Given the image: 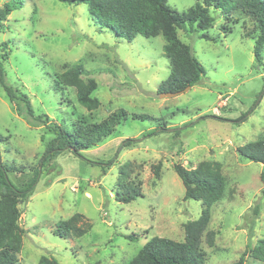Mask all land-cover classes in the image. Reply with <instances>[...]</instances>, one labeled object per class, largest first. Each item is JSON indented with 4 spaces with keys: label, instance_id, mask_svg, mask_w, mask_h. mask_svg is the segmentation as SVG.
<instances>
[{
    "label": "rangeland",
    "instance_id": "rangeland-1",
    "mask_svg": "<svg viewBox=\"0 0 264 264\" xmlns=\"http://www.w3.org/2000/svg\"><path fill=\"white\" fill-rule=\"evenodd\" d=\"M198 1L169 4L185 12ZM210 12L215 21L208 31L179 30L206 75L173 97L160 90L170 74L162 35L128 40L98 24L87 4L69 0H24L4 21L0 54L8 53L7 78L37 113L66 128L100 122L120 109L128 113L102 142L81 155L66 150L41 168L35 188L19 204L25 234L16 264H38L43 255L60 264H126L154 236L183 241L186 223L200 217L203 202L184 199L175 164L194 168L204 160L217 162L226 179L207 227L216 232L214 245L203 235L206 264H233L264 238V163L239 151L264 139V48L261 62L254 54L260 31L240 11ZM203 33L211 38H201ZM79 62L86 69L83 78L98 83L94 96L101 105L95 110L78 102L73 87L55 89L56 76ZM0 133L7 137L0 141L3 160L17 168L11 179L24 186L55 134L42 124L29 125L1 84ZM124 164L126 181L142 189L128 203L116 200ZM76 213L85 216L82 227L91 228L79 237H61L57 223ZM244 264L264 262L249 252Z\"/></svg>",
    "mask_w": 264,
    "mask_h": 264
},
{
    "label": "trees",
    "instance_id": "trees-1",
    "mask_svg": "<svg viewBox=\"0 0 264 264\" xmlns=\"http://www.w3.org/2000/svg\"><path fill=\"white\" fill-rule=\"evenodd\" d=\"M69 1L87 4L91 15L98 24L128 40H133L138 35L145 37L162 35L166 41L164 53L170 62V74L160 85V90L165 92H178L187 86H195L201 83L203 76L206 75L205 66L196 57L192 45L180 38L179 30L190 27L197 31H208L215 21L210 12L211 7L223 11H240L257 23L260 35L256 39L254 54L257 61H262L264 0H199L194 7L185 12H179L173 8L169 4V0ZM23 6L24 0H9L0 6V28L3 27L4 21L14 10ZM201 38L210 39L211 37L203 33ZM6 46H8V41L3 42V47ZM7 54L6 52L0 54V84L10 102L29 125L39 126L42 124L47 127L49 132L55 134L41 158L40 167L38 166L35 175L24 186L17 185L11 179L10 173L17 171V168L7 165L0 151V264H16L23 248L25 234V229L20 224L19 204L25 201L35 188L41 168L66 150L81 155L82 150L102 142L114 132L121 121L128 117V113L125 109H120L100 122L80 124L71 128L52 123L47 114L37 113L29 96L14 86L7 78L5 68ZM84 72L86 69L83 63L68 65L56 76L55 89L60 92L65 87H73L76 90L78 102L87 110H95L101 105L100 99L94 96L98 83L92 77L84 79L82 76ZM133 116L142 120L153 119V116L149 114H133ZM155 131H158V128ZM6 138L0 133V141H4ZM239 151L247 159L264 163V139L248 142L239 147ZM175 170L185 186L184 199L203 202L200 217L186 223L183 241L154 236L126 264H206L207 255L201 245L203 235L206 233L207 243L213 246L216 232L214 230L207 231L211 218V206L223 197L226 179L220 165L209 160L201 161L194 168H187L181 163H176ZM156 174L157 177L160 176V164L156 168ZM120 175L121 182L116 200L128 203L137 199L142 192L141 183L136 185L134 182L126 181L129 175L128 164L123 165ZM84 218L83 214L76 213L70 218L58 222L57 233L61 237L82 236L91 228V225L82 227L80 222ZM131 238L136 237L131 236ZM249 252L254 258L264 262V238L259 240L253 248H247L240 259L233 264H244ZM38 264H60V262L55 257L43 255Z\"/></svg>",
    "mask_w": 264,
    "mask_h": 264
},
{
    "label": "water",
    "instance_id": "water-1",
    "mask_svg": "<svg viewBox=\"0 0 264 264\" xmlns=\"http://www.w3.org/2000/svg\"><path fill=\"white\" fill-rule=\"evenodd\" d=\"M189 89H191V86H187L184 90H180L178 92H162L161 95L162 96L173 97V96H176V95H178V94H180V93H182L184 91H187Z\"/></svg>",
    "mask_w": 264,
    "mask_h": 264
}]
</instances>
